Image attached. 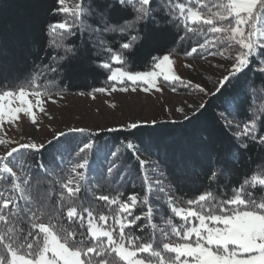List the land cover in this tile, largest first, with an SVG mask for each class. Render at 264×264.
Here are the masks:
<instances>
[{"label": "snow or ice", "instance_id": "snow-or-ice-1", "mask_svg": "<svg viewBox=\"0 0 264 264\" xmlns=\"http://www.w3.org/2000/svg\"><path fill=\"white\" fill-rule=\"evenodd\" d=\"M20 7L19 19L0 22V264H264V0ZM144 52V70L125 67ZM178 56L215 60L213 90L179 75ZM20 58L31 64L10 76L7 64ZM94 58L110 82L94 92L209 97L186 120L218 100L199 154L127 137L108 147L83 127L44 143L9 135L39 129L64 79Z\"/></svg>", "mask_w": 264, "mask_h": 264}, {"label": "rangeland", "instance_id": "rangeland-1", "mask_svg": "<svg viewBox=\"0 0 264 264\" xmlns=\"http://www.w3.org/2000/svg\"><path fill=\"white\" fill-rule=\"evenodd\" d=\"M176 59L179 75L202 83L209 91L213 90L221 71L211 66L216 63L215 60L182 59L179 56ZM184 64H191L192 67L182 66ZM61 96L62 98L54 97L57 100L55 104L49 103L46 106L48 115L41 116L39 129L26 123L22 126V132L12 129L9 130V135L14 139L30 136L37 142L44 143L58 132H68L69 128L83 127L93 131L111 126L121 128L131 122L140 125L144 122L179 120L184 118L185 114L190 115L206 97L192 89L182 88L172 92L166 87L163 94L154 91L145 93L140 87L133 92L129 87L128 92L71 93ZM179 107H184L183 114L173 111V108ZM3 151L4 149L0 148V154H3Z\"/></svg>", "mask_w": 264, "mask_h": 264}, {"label": "trees", "instance_id": "trees-1", "mask_svg": "<svg viewBox=\"0 0 264 264\" xmlns=\"http://www.w3.org/2000/svg\"><path fill=\"white\" fill-rule=\"evenodd\" d=\"M69 5H72L76 0H67ZM26 3V0H0V22L11 23L19 19V16L23 13V9L20 7L22 4ZM55 0H45V8L54 7ZM51 13L49 16L51 17ZM147 55V52L141 53L139 57L135 58L134 61L125 67H131L133 70H144L143 57ZM153 55H160V53H153ZM182 59H194L199 60L200 58H185L179 56ZM31 64V60L25 61L23 58L10 61L7 64L6 71L10 76L22 75ZM101 61L99 59L93 60V63L80 64L68 76L64 79V90L61 94H74V93H84V94H98L94 92L95 88L98 87H109L110 82L107 81V70L103 69L101 66ZM209 97H205L203 102L207 104ZM223 99V97H221ZM219 101H213L211 105H208L205 111H195V119L186 120L184 118L179 120H161L153 122H144L140 124L138 129H122L116 127H107L103 129L91 130L93 133L99 134V139L102 142H107L108 147H112L116 144L118 147L121 146V142H124L125 137L129 140L136 139L139 143L143 141L146 144H161L176 142L181 145L195 150L196 154L198 151V137L201 130L209 129L214 127V113L218 111L215 107ZM254 103H260V101H254ZM198 108V107H197ZM196 108V109H197ZM194 111L188 115L192 116ZM88 129V128H86ZM109 129H114L115 131H109ZM68 133V132H64ZM69 135L80 136L79 133H69ZM220 136H225V133H219ZM51 140V139H50ZM124 149L121 147V151ZM163 155V153H161ZM255 156V152L252 153ZM145 158L147 156L145 155ZM138 189L129 188L128 191H135ZM195 190H193L194 192ZM193 192H189L192 195Z\"/></svg>", "mask_w": 264, "mask_h": 264}]
</instances>
